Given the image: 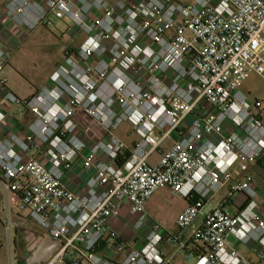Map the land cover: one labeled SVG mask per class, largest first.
<instances>
[{
  "label": "built area",
  "instance_id": "obj_1",
  "mask_svg": "<svg viewBox=\"0 0 264 264\" xmlns=\"http://www.w3.org/2000/svg\"><path fill=\"white\" fill-rule=\"evenodd\" d=\"M3 13L31 32L68 20L81 39L46 86L15 100L34 117L28 131L0 138L9 230L14 195L60 242L43 264H174L181 253L187 264H264V208L250 175L264 171L263 104L240 90L250 72L264 79V0H9ZM124 123L137 142L116 134ZM32 151L40 156L25 159ZM77 162L82 190L65 184ZM163 187L188 202L166 231L146 211Z\"/></svg>",
  "mask_w": 264,
  "mask_h": 264
},
{
  "label": "rangeland",
  "instance_id": "obj_2",
  "mask_svg": "<svg viewBox=\"0 0 264 264\" xmlns=\"http://www.w3.org/2000/svg\"><path fill=\"white\" fill-rule=\"evenodd\" d=\"M54 23V26L48 28L40 27L31 32V37L18 52V64L15 61L13 62L14 68H9L10 70L17 69L12 80L13 84L15 82L16 85L21 84L22 87L26 86V88L29 86L31 92L35 90V87H42L49 78V75L52 74L51 72L64 62L65 52L70 47L79 45L81 39L75 40L68 31L71 26L70 21L55 20ZM240 90L247 96L250 102H254L255 100L262 102V117L264 122V79L259 74L250 72L246 80L243 81ZM127 130L128 125L124 123L116 131V134L128 143L133 140L137 141L138 137L134 133L129 138L125 136ZM169 147L170 142L168 141L166 142V146H163L161 149L166 151ZM159 158L160 155L158 152H155L151 155L148 162L154 164ZM252 178L257 187L264 192V171L260 170L259 175L254 174ZM185 204L186 202L183 197L173 194L169 187H163L158 189L154 193L153 199L146 204V211L150 219L159 223L166 231L170 230L175 224L179 210ZM214 205L212 204V207ZM11 210L12 222H15L14 219H20L27 225H30L32 229L42 234L45 233L43 229L26 219L27 212L19 209L18 199L14 195L11 196ZM11 236L13 240L15 232L14 229L9 230V205L0 188V264H22L20 261L22 251L19 244L20 240H16V243L12 244L13 247L11 249ZM38 238L39 235L35 233L30 237L27 244H32L34 241L37 242ZM229 241L235 248H243L242 244L233 236L230 237ZM180 256H182V253Z\"/></svg>",
  "mask_w": 264,
  "mask_h": 264
},
{
  "label": "crops",
  "instance_id": "obj_3",
  "mask_svg": "<svg viewBox=\"0 0 264 264\" xmlns=\"http://www.w3.org/2000/svg\"><path fill=\"white\" fill-rule=\"evenodd\" d=\"M9 0H0V52L3 53V56L0 57V61L4 62L3 69L0 73L1 78L7 79V84L5 86H0V111H2L6 115V121L3 124H0V138L10 136L13 133H21L27 132L30 124L32 123L34 117L19 103H16V99L25 100L27 98L32 97L35 95L42 87L46 86L49 83V78L46 80L42 87H35V90L31 92V88L29 86L26 88L22 87L21 84L16 85L12 83L14 73L17 69H9L14 68L13 62L16 61L18 64V52L22 49L25 42L31 37V31L19 27L13 24L3 13L4 6L8 3ZM113 1V0H109ZM70 48H74L73 46ZM61 65V64H60ZM59 65V66H60ZM17 66V65H15ZM58 66V67H59ZM57 69V68H56ZM55 69V70H56ZM53 70L51 73H53ZM50 73V74H51ZM16 81V80H14ZM31 84V82H29ZM259 115L261 116L262 120V109L259 111ZM133 134L130 132L129 128L125 133V136L129 138ZM121 138V137H120ZM122 139V138H121ZM139 140V139H138ZM137 140V141H138ZM136 140L132 142H126L127 144H131L133 142H137ZM34 155L35 157H39L40 154L32 151L28 154H24V158L28 159L29 156ZM260 170H262L259 166L253 168L250 171V175H259ZM233 175L235 179H239L241 177V173L237 170H233ZM86 173L80 169V162L74 163L71 168H68L65 177V184L71 188L76 190H82L85 184ZM260 189V188H259ZM261 191V197L259 199V203L261 208H264V192ZM153 199V196L147 201L148 204ZM236 200L242 202L244 198L241 195L236 196ZM186 204L181 207L179 210V214L187 207L188 202L185 200ZM212 204L216 205V200L212 201L207 205V208H212ZM214 205V206H215ZM233 211V210H232ZM11 218H12V210H11ZM133 216H126L124 220L128 223L133 222ZM12 221V220H11ZM16 226L13 228L15 232V237L12 240V236L10 237V246L11 249L13 245L16 243V240L20 238H24L26 240H30V237L35 233L39 235V242L41 243L43 239L49 237L48 234L40 233L35 229H32L30 225H27L24 221L21 226L18 224L22 221L20 219H14ZM114 223H117L115 220ZM174 226V225H173ZM172 226V228H173ZM125 226H120V230L122 233L124 232ZM171 228V229H172ZM13 244V245H12ZM52 243H47V246H51ZM243 248L237 249L242 255H244L248 260L252 262H256L258 260L257 256L253 252L252 244L243 245ZM172 245L165 244L164 251L166 255H170L172 253ZM174 264H185L184 259L182 256L177 255L173 259Z\"/></svg>",
  "mask_w": 264,
  "mask_h": 264
},
{
  "label": "water",
  "instance_id": "obj_4",
  "mask_svg": "<svg viewBox=\"0 0 264 264\" xmlns=\"http://www.w3.org/2000/svg\"><path fill=\"white\" fill-rule=\"evenodd\" d=\"M51 242V246H47V243ZM60 246V242L49 237L43 239L38 247L32 252L31 259L34 264H43L48 257Z\"/></svg>",
  "mask_w": 264,
  "mask_h": 264
},
{
  "label": "flooded vegetation",
  "instance_id": "obj_5",
  "mask_svg": "<svg viewBox=\"0 0 264 264\" xmlns=\"http://www.w3.org/2000/svg\"><path fill=\"white\" fill-rule=\"evenodd\" d=\"M18 240H20L19 244L20 247L22 248L20 261L22 262V264H34V262L31 259V254L40 244L39 240L37 242L34 241L32 244L31 243L27 244L28 240L24 238H20Z\"/></svg>",
  "mask_w": 264,
  "mask_h": 264
},
{
  "label": "trees",
  "instance_id": "obj_6",
  "mask_svg": "<svg viewBox=\"0 0 264 264\" xmlns=\"http://www.w3.org/2000/svg\"><path fill=\"white\" fill-rule=\"evenodd\" d=\"M19 101H20V103L22 102L21 99H19ZM129 157H130V152L129 151H125V152L119 153L118 157L116 158L114 163L117 166H121Z\"/></svg>",
  "mask_w": 264,
  "mask_h": 264
}]
</instances>
